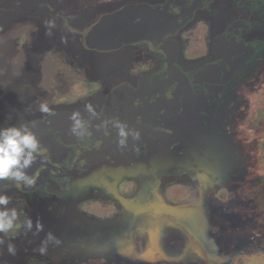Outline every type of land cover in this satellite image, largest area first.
<instances>
[{
  "label": "flooded vegetation",
  "instance_id": "af4514ba",
  "mask_svg": "<svg viewBox=\"0 0 264 264\" xmlns=\"http://www.w3.org/2000/svg\"><path fill=\"white\" fill-rule=\"evenodd\" d=\"M130 7L139 8L135 23L147 25L142 39L112 50L87 45L104 17ZM46 21H55L51 36ZM21 29L29 35L12 40ZM52 38L79 49L80 58L63 51L62 61L81 60L83 79L71 88L84 92L48 99L49 116L33 101L46 84L36 66L38 39ZM0 52L8 55L0 57V91L5 71L19 82L8 97L0 92V128L27 123L41 146L26 170L35 185L0 182V194L15 204L18 224L33 220L35 249L52 232L60 246H83L86 254L106 225L115 238L104 251L148 255L161 247L160 262L213 264L225 249H251L264 234L239 204L255 202L246 198L264 181V138L255 155L243 132L262 90L264 0H0ZM75 111L84 121L76 133Z\"/></svg>",
  "mask_w": 264,
  "mask_h": 264
},
{
  "label": "rangeland",
  "instance_id": "374dc122",
  "mask_svg": "<svg viewBox=\"0 0 264 264\" xmlns=\"http://www.w3.org/2000/svg\"><path fill=\"white\" fill-rule=\"evenodd\" d=\"M103 2L115 0H101ZM27 30L21 29L17 31L14 35L11 36V39L18 37L26 38L29 35V32H25ZM42 28L41 26L37 25V36L40 37ZM20 34V35H19ZM39 46L36 49L37 59L39 62L37 63V71L46 73L45 81L46 84L42 86L40 89L38 96H36V101H33L34 105H39L40 103L47 102L48 99L52 98L55 99L56 97H64L70 94L77 95L81 94L84 91L80 90L78 87L71 88L73 84H75L78 80L82 78V70L80 69V64H78L80 59H76L78 62H73L72 58L65 59L64 62L62 58L66 56L63 51L69 53L72 57H79L78 55V48L76 45L72 43H68L67 45L61 44L57 45V41L55 38H52L50 41L48 40L44 42L42 39H38ZM29 47H24L23 45L20 46V49L23 51L25 49H31L30 43H28ZM59 47V48H57ZM34 48V47H33ZM14 50H19V48H15ZM53 54H49L51 52ZM55 53L58 55H55ZM49 54V55H48ZM63 54V56H62ZM0 57H7L0 52ZM5 59L1 63H6L9 60ZM63 58V59H64ZM11 59V56H10ZM3 68V64H0ZM36 67L35 65L28 66V78L30 79V75L35 74ZM6 75L3 79L1 93L6 94V89H11L13 85L18 84V77L16 74H9L8 71H5ZM261 83H262V90L256 93L255 101L252 102L249 110H248V118L250 121L244 124L245 128L244 132V144L247 150L252 151L255 155L262 154V147L258 144L259 142L263 141L264 138V68L261 71ZM6 86V87H4ZM13 89V88H12ZM71 90V92H70ZM6 97L8 95L6 94ZM7 99V98H6ZM25 103V105H29V107L34 106L33 104L30 105L27 103L28 101L25 99H21ZM20 102V101H17ZM257 114H260L261 118L257 119ZM249 120V119H248ZM251 153V154H252ZM263 175V172H262ZM264 180V178H263ZM264 181L257 192H254L251 196H248L246 199L254 197L253 199L255 202H247L242 201L239 204L245 207L246 211L249 214H252L256 218L257 222H260L264 229ZM237 204V203H233ZM235 205L230 204V207L233 210H236L237 207ZM15 204L11 203L7 207L12 208ZM236 207V208H233ZM20 220V219H19ZM102 232L99 236L98 242L95 240V246L90 247V251L86 254L79 252V250H84L83 246L80 247H62L60 245H56L55 242L51 244V248H47V253L41 255L37 249L34 248L30 244L31 241V233L30 231H25L23 228L16 229L14 228L12 231L8 232L7 234L0 233V239L4 241L3 245H0V264H182L181 262H160L159 259L163 253V248L155 249L149 247L150 252L147 255L145 250L142 251V248H137L132 252H128L125 255H116L113 252L107 251L104 249L110 247V244L114 243L113 240L115 237L113 235V228L110 226H103L99 230ZM98 231V232H99ZM99 232V233H100ZM105 232V233H104ZM34 236V235H33ZM94 236V234H93ZM260 240L259 242L257 240ZM255 241V246H252L251 249L247 250H239L236 249L234 246L232 248L225 249L220 256L218 261H214L213 264H235L234 260L239 258L240 256L246 255V261L243 264H264V234L257 238ZM14 243L16 246V254L10 255L7 251L8 243ZM260 243V245H259ZM31 245V246H30ZM106 245V246H105ZM259 246V248H258ZM81 248V249H80ZM88 247H85V249ZM93 248H99L98 251L94 250ZM179 248V246H176ZM94 250V251H93ZM177 251V250H176ZM261 251V252H259ZM257 252V253H256ZM140 255H144V259L142 261L138 260ZM66 259H63L65 258ZM140 259V258H139ZM155 259V260H154ZM150 260L149 262H146ZM154 260V261H153ZM138 261V262H137Z\"/></svg>",
  "mask_w": 264,
  "mask_h": 264
},
{
  "label": "clouds",
  "instance_id": "9594fccd",
  "mask_svg": "<svg viewBox=\"0 0 264 264\" xmlns=\"http://www.w3.org/2000/svg\"><path fill=\"white\" fill-rule=\"evenodd\" d=\"M47 27L46 34L51 36L52 28H54L55 21H46ZM62 41L67 43V37L62 38ZM89 112L93 111L91 103L85 105ZM38 110L42 114L49 116L54 115L53 109H51L47 102L39 104ZM70 119L74 122L72 131L77 132V129L84 127V121L82 120L79 111L72 113ZM120 145L124 147L126 144V137L128 132L121 126L119 133ZM140 133H135V138L139 139ZM40 141L30 126L27 123L20 125H13L9 127L0 128V182H15L17 186L24 185L31 188L35 185V180L27 173V169L31 168L33 163L37 159V153L40 151ZM9 186V185H4ZM10 198L5 194H0V233L7 234L14 228L22 227L25 231H30L33 228V220L30 217H26L25 220L18 224L20 213L17 208H8ZM36 234L43 231V224L39 220L36 221ZM48 241H54L56 245L62 243V241L54 235V233H47V238L42 242V246L37 249L41 255L47 253ZM4 241L0 239V245H3ZM7 251L10 255L16 254V246L14 243H8Z\"/></svg>",
  "mask_w": 264,
  "mask_h": 264
},
{
  "label": "water",
  "instance_id": "95a60500",
  "mask_svg": "<svg viewBox=\"0 0 264 264\" xmlns=\"http://www.w3.org/2000/svg\"><path fill=\"white\" fill-rule=\"evenodd\" d=\"M138 9L130 7L104 17L89 33L87 45L93 49L112 50L125 43L142 39L144 30L147 31L148 28L143 22L135 23L137 15L133 14H136Z\"/></svg>",
  "mask_w": 264,
  "mask_h": 264
}]
</instances>
